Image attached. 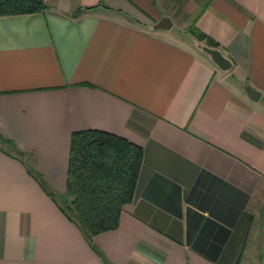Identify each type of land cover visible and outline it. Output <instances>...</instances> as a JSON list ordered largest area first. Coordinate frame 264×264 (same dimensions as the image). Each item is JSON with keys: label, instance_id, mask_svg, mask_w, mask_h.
I'll return each mask as SVG.
<instances>
[{"label": "crops", "instance_id": "obj_1", "mask_svg": "<svg viewBox=\"0 0 264 264\" xmlns=\"http://www.w3.org/2000/svg\"><path fill=\"white\" fill-rule=\"evenodd\" d=\"M41 2L0 17V138L29 154L0 145V264H264V0ZM87 130L142 153L117 227L91 239L104 262L58 209Z\"/></svg>", "mask_w": 264, "mask_h": 264}, {"label": "trees", "instance_id": "obj_2", "mask_svg": "<svg viewBox=\"0 0 264 264\" xmlns=\"http://www.w3.org/2000/svg\"><path fill=\"white\" fill-rule=\"evenodd\" d=\"M44 10L41 0H0V17L30 15ZM194 25L195 19L188 23L184 32L198 42L216 47ZM0 145L3 153L25 163L28 153L19 151L12 142L2 138ZM141 156L139 147L111 134L87 130L70 135L65 191L58 209L79 229L91 250L103 262L91 239L117 227L122 208L132 200ZM27 173L49 197L54 198L38 172L27 167Z\"/></svg>", "mask_w": 264, "mask_h": 264}, {"label": "water", "instance_id": "obj_3", "mask_svg": "<svg viewBox=\"0 0 264 264\" xmlns=\"http://www.w3.org/2000/svg\"><path fill=\"white\" fill-rule=\"evenodd\" d=\"M171 27V22L167 17L160 18L159 21L155 22L151 27L150 30L152 31H163L168 30ZM204 54L208 56L211 62L221 71H225L229 68L230 64L229 61L223 57L220 52L216 49L200 46L199 48ZM245 94L247 98L251 101H255L258 99V94L253 91L248 86L244 87Z\"/></svg>", "mask_w": 264, "mask_h": 264}, {"label": "rangeland", "instance_id": "obj_4", "mask_svg": "<svg viewBox=\"0 0 264 264\" xmlns=\"http://www.w3.org/2000/svg\"><path fill=\"white\" fill-rule=\"evenodd\" d=\"M139 17H140V16H139ZM132 21H134L133 23L136 22L134 19H132ZM140 22H142L143 24L140 23ZM140 22H139V23H140L139 25H141V27H144V29L147 30V28L145 27V26L147 25V23H148L147 20H144L143 18H141V19H140ZM136 23H138V22H136ZM148 30H149V29H148ZM148 30H147V31H148ZM177 30H178V29L173 28L172 33H171V37H172V38H173V37L176 38V39L179 38V37H178V31H177ZM179 34H180V33H179Z\"/></svg>", "mask_w": 264, "mask_h": 264}]
</instances>
